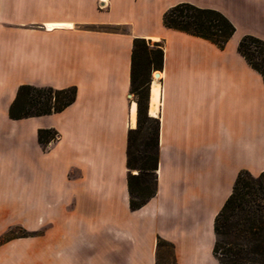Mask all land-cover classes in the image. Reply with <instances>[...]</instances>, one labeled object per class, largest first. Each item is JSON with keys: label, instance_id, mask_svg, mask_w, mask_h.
<instances>
[{"label": "crops", "instance_id": "obj_1", "mask_svg": "<svg viewBox=\"0 0 264 264\" xmlns=\"http://www.w3.org/2000/svg\"><path fill=\"white\" fill-rule=\"evenodd\" d=\"M180 1L232 21L223 47L164 25ZM247 33L264 39V0H0V235L36 232L0 243V264H156L158 236L176 264H220L214 217L240 169L264 170V80L237 49ZM134 37L163 49L147 107L159 119L156 193L137 209L126 166ZM21 83L75 85L76 96L11 118ZM39 128L56 138L42 146Z\"/></svg>", "mask_w": 264, "mask_h": 264}, {"label": "trees", "instance_id": "obj_2", "mask_svg": "<svg viewBox=\"0 0 264 264\" xmlns=\"http://www.w3.org/2000/svg\"><path fill=\"white\" fill-rule=\"evenodd\" d=\"M167 27L206 38L223 47L235 30L232 21L220 10L187 1L169 6L162 17ZM246 61L264 80V39L254 34L241 36L237 46ZM163 49L160 42L134 37L131 53L130 91L137 104L136 126L127 132L126 166L129 207L137 209L156 193L159 158V119L147 111L152 71L161 69ZM76 96V86L52 87L21 83L8 107L11 118L46 114L62 110ZM155 121V125H152ZM143 130L145 132H143ZM143 132V133H142ZM54 128H39L42 146L55 139ZM136 170V172H132ZM213 254L220 264H264V170L252 174L237 172L231 191L213 222ZM172 243L158 236L157 248Z\"/></svg>", "mask_w": 264, "mask_h": 264}, {"label": "rangeland", "instance_id": "obj_3", "mask_svg": "<svg viewBox=\"0 0 264 264\" xmlns=\"http://www.w3.org/2000/svg\"><path fill=\"white\" fill-rule=\"evenodd\" d=\"M156 70H160V69H154L153 71L155 72ZM152 125H155V121H152ZM143 132L145 131L143 130ZM132 172H136V170H132ZM34 234H36L35 231H29L25 227H23L21 224H13L9 226L2 235H0V243L10 238L30 236ZM161 238L164 240H167L163 237ZM67 244H71V243L67 242ZM155 263L156 264H176L175 251H174L173 244L172 246L169 244H161L160 248H157Z\"/></svg>", "mask_w": 264, "mask_h": 264}, {"label": "bare ground", "instance_id": "obj_4", "mask_svg": "<svg viewBox=\"0 0 264 264\" xmlns=\"http://www.w3.org/2000/svg\"><path fill=\"white\" fill-rule=\"evenodd\" d=\"M159 76V71H158V75H155V78H157ZM155 86V85H154ZM153 92H154V96H153V100L155 101V105L152 104L151 106V111H154V109L156 108V104H157V100H158V97H157V86L153 87ZM159 96V95H158Z\"/></svg>", "mask_w": 264, "mask_h": 264}, {"label": "water", "instance_id": "obj_5", "mask_svg": "<svg viewBox=\"0 0 264 264\" xmlns=\"http://www.w3.org/2000/svg\"><path fill=\"white\" fill-rule=\"evenodd\" d=\"M154 74H155V75H158V70H156V71L154 72Z\"/></svg>", "mask_w": 264, "mask_h": 264}, {"label": "built area", "instance_id": "obj_6", "mask_svg": "<svg viewBox=\"0 0 264 264\" xmlns=\"http://www.w3.org/2000/svg\"><path fill=\"white\" fill-rule=\"evenodd\" d=\"M152 77H154V71H152Z\"/></svg>", "mask_w": 264, "mask_h": 264}]
</instances>
